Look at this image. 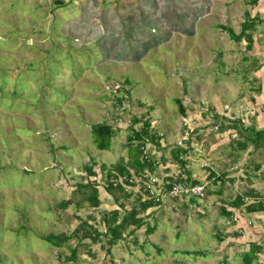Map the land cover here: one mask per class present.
I'll list each match as a JSON object with an SVG mask.
<instances>
[{
    "label": "rangeland",
    "instance_id": "1",
    "mask_svg": "<svg viewBox=\"0 0 264 264\" xmlns=\"http://www.w3.org/2000/svg\"><path fill=\"white\" fill-rule=\"evenodd\" d=\"M253 6L250 0H0V264H242L250 241L264 246V225L258 227L261 219L247 207L237 212V228L254 226L256 235L235 236L230 217L218 211L220 205L235 209V188L212 198L209 185L203 199L165 197L146 211L139 192L125 200L114 191L119 208L106 191V173L128 161L134 118L140 122L133 129L146 120L151 132L164 135V147L148 144L151 159L172 158L174 138L185 127L191 136L196 128L195 139L203 136L202 157L211 158V81L220 78L223 64L235 69L242 62L247 46L231 40L228 30L238 35ZM257 28L263 36L264 21ZM224 54L239 56L226 64ZM98 123L119 130L108 151L92 143L91 126ZM250 130L246 142L261 144L264 134L255 138L259 132ZM92 159L98 208L89 207L78 188L89 181L85 168ZM201 160L193 156L195 174L204 171ZM217 161L220 172L224 163ZM239 167L226 170L240 174ZM258 182L253 189L264 193ZM247 185L239 191L246 193ZM65 201L70 204L62 207ZM133 206L142 226L125 228L111 246L103 216L119 209V222ZM82 222L96 242L81 233V240L59 248L44 240L70 237ZM252 264H264V247Z\"/></svg>",
    "mask_w": 264,
    "mask_h": 264
},
{
    "label": "crops",
    "instance_id": "2",
    "mask_svg": "<svg viewBox=\"0 0 264 264\" xmlns=\"http://www.w3.org/2000/svg\"><path fill=\"white\" fill-rule=\"evenodd\" d=\"M252 12L253 13L250 14L251 20L254 19L256 21V18L259 17L260 22H257V25L254 26L256 29L253 27L251 30H248L240 40L242 42V46L243 44L247 46L245 47V50L244 47H242V62L240 61L241 63L236 66L235 69H232V65V67H229L223 64L224 72H221L220 78H212L211 81V84H213V88L211 86L210 94L211 105L214 106V109H212L211 111V139H213V141L211 142V158L202 157L204 153L201 152V144H198V141L203 142V136L201 135L200 137H197L195 139L193 136H195L196 128L194 132L191 133V136L190 133H185V131L187 130V128L185 127L183 131L184 133H182L183 135L178 134L174 138L177 142L179 141V136H181V138L185 141L183 142L182 148H178L180 152L182 150H186V153H184L185 157L182 158V161H184L185 163V170H182L179 166L180 164L175 162L173 158H170L169 153L168 155H161L163 157H160L159 159H152L155 161L154 165L156 168L154 175H156L160 179L165 180L168 178L171 179L174 177H180L186 178V180L191 183L192 181H196V183H204L205 179H212L213 181H211L210 185L211 190L210 186L208 188V192L209 190L211 191L212 198H219L223 193V188H235L236 194L234 197V201L236 197L239 196L241 197V201L243 203L241 207L234 209V211L236 212L241 213L244 211L243 207L246 208L250 205L261 203L263 211H254L247 213L248 215L254 213L256 215V218L261 219L259 225L257 224L258 227L261 228V223H263L264 225V193L255 191L253 188L260 185L258 181L264 183V139L261 141V144H254L252 142H246L244 138L245 135L251 133L250 129H253V131L256 132H264V35L262 36L261 34H259L257 28L261 21H264V0H258L257 3L253 6ZM245 20L246 19L243 20L241 26ZM240 33L241 29L239 34ZM224 56V62L226 64H231L228 61H237L239 55L224 54ZM252 63L256 64V66H254L255 68L251 66ZM226 66L228 68L227 71H225ZM239 67H241V69L240 71H237ZM242 84L245 88L242 87ZM223 107L225 112L222 111ZM231 107L235 109L231 110ZM214 112L219 113L217 114ZM231 114H235L236 117L232 118L230 116ZM244 121L248 122L249 126L246 125L247 123L245 124ZM242 122L244 124H242ZM215 126L218 127L217 130L214 129ZM203 129L205 130V128ZM242 129L244 132H241ZM202 131L203 130H200V132ZM153 132L155 133V136L160 137L159 143L162 140L164 141V135L162 132ZM233 132L238 135L239 141L235 142L231 139L233 138ZM193 139H195V141ZM242 143H244V146H242ZM150 145L146 144V149H148ZM160 147H164V145H160ZM194 147H196L201 153L196 154V152L198 151L193 153ZM175 148V145H173L172 150H174ZM222 148L225 153H222L220 151ZM194 155H198L200 159H203L201 160L202 163L199 165V168L202 171L204 170L202 173L195 174L191 168ZM227 159H230V162L225 165L227 163ZM198 160L199 159H197V161ZM217 160H222V162L224 163V169L220 172L216 170L217 167L219 168V166H217V164H219V161ZM203 164H206L205 168H201ZM214 165L217 167H214ZM227 166L229 167V170H237V168L240 166L239 168L242 169V173L235 174L233 173L234 170L233 172H229L228 170H226ZM186 171L189 172V174H187ZM211 172L214 175H211L210 177ZM226 172H228V174ZM245 182L248 183V189L244 187V190L246 189L248 191H246V193H242V191L240 192L239 190L242 189V185ZM134 187L136 189V186ZM135 192L136 191L134 190L130 191V194L135 195ZM232 203L230 204L232 205ZM220 207V209L217 208L218 211L222 213H229L228 211H226L224 206L220 205ZM224 224L225 221L223 222V226ZM253 228L254 226L252 227V229ZM248 229H250V231L248 230V232L247 230H245L244 234H258L251 232L252 229L250 227ZM261 237H264V234L261 235ZM262 239L264 240V238ZM250 242L258 243L255 240Z\"/></svg>",
    "mask_w": 264,
    "mask_h": 264
},
{
    "label": "trees",
    "instance_id": "3",
    "mask_svg": "<svg viewBox=\"0 0 264 264\" xmlns=\"http://www.w3.org/2000/svg\"><path fill=\"white\" fill-rule=\"evenodd\" d=\"M258 0H250L251 5H255ZM68 4V3H67ZM66 4L61 3L58 4L57 6H64ZM254 19L252 20H245L244 23L241 26V33L236 35L233 33L232 30H228V36L231 40H234L236 42H239L242 37L245 35V33L248 30H251L254 27ZM127 82V81H125ZM140 122L137 119L132 120V124L129 126L131 129L130 135L127 136L126 139V150H127V156H128V161L123 163V160H119V162L113 164L111 169L106 173L108 180L110 183L106 187V191L111 193V196L113 197V200L115 203L119 204V208H123V204L119 203V197H117L114 194V191L117 192H122V199L127 200L131 194L127 193L126 189L124 188L123 185H120L117 183V180L119 177H131L132 175H138L140 173L147 172L149 174H154L155 173V161L151 159V157L148 156L147 154V149H146V144H153L155 147L159 148V140L160 137L155 136L154 132H151L150 130V121H144L142 123V127L140 130H135L133 129V125L136 123ZM119 130L113 127L112 125L106 124V123H98L94 124L91 126L90 134H91V140L92 143L95 147V149L99 151H108L110 148V141L115 135L116 132ZM261 132L257 133V135H254L255 137H258ZM264 134V132H262ZM244 143H242V146ZM175 149L171 151V156L174 159L175 162L180 164V167L182 170H185V163L182 161L179 156L182 154L186 153V150H180L178 149L179 146L175 145ZM243 148V147H241ZM144 156H147V159H144ZM95 162L92 159V164L90 167H86L85 170L87 172V178L89 181H87L83 185H78L79 189H84L82 194H86L84 196V201L87 202L88 206L91 208H98L100 205V199L98 197V190H97V185L95 181ZM101 172H104L105 167L104 165H101ZM187 174L189 172L186 171ZM211 175L213 176L214 174L211 172ZM93 177V179L90 180V178ZM170 178L165 179L164 181H168ZM115 182V184H114ZM193 184H196V181H192ZM168 188V186H166ZM241 197L237 196L235 201H233L232 205L235 208H239L242 206V201ZM140 203V208L142 211H146L149 208H152L154 206H158L159 204H154L151 200L146 199L143 200ZM70 202L65 201L61 204L62 207H67L69 206ZM78 207H80L79 203L76 204ZM247 211L249 212H254V211H263V207L261 203H256L255 205H250L247 207ZM225 212V209H224ZM225 216H229V213H222ZM104 218V226L107 230V233H109L112 238L109 240V244L112 246L116 240H119V237L121 235V232L127 228V227H137L140 228L142 226V218L138 216V213L133 206L130 211L125 213L121 218L120 221L118 222L119 218V209L112 210L106 215L103 216ZM228 226V225H227ZM96 232V231H94ZM153 232V229H147L146 234H149ZM81 233V236L84 238H90L91 242L94 243L97 241L96 238L90 237L89 230L87 226L85 225V222H82L81 224L78 225V227L73 231L72 236L70 237H64V235H54V234H49L44 237V240L50 244L53 247H61L64 242H66L68 239H73L76 238L81 240V237H79V234ZM222 241L220 237H218V242ZM90 242V241H89ZM261 245H259L256 242H250L248 243V251L245 253H242L241 255V260L242 264H252L255 258L259 253L262 251ZM74 254V252H73ZM74 258V255H71L68 260H71Z\"/></svg>",
    "mask_w": 264,
    "mask_h": 264
},
{
    "label": "built area",
    "instance_id": "4",
    "mask_svg": "<svg viewBox=\"0 0 264 264\" xmlns=\"http://www.w3.org/2000/svg\"><path fill=\"white\" fill-rule=\"evenodd\" d=\"M247 114V113H246ZM215 130L218 129L217 126L214 127ZM177 146L182 148V142L177 141ZM185 157V154L179 156L182 158ZM144 159H147V156H144ZM206 164H203L201 168H205ZM184 180H177L175 177L171 178L168 181L158 178L154 174H149L147 172L140 173L138 175H132L131 177H119L117 183L123 185L128 193L130 191L139 192L143 197V200L149 199L155 205L160 204L162 199L168 197L171 200H184L186 198H199L203 199L207 196L209 185H211L212 179H205L204 183L193 184L188 182L186 178ZM115 184V182H114ZM136 186V189L135 187ZM168 186V188L166 187ZM230 215L227 224L230 228L233 229L235 235H243L244 231L242 227L237 228V223L239 221L238 213L233 209L227 210ZM248 225V224H247Z\"/></svg>",
    "mask_w": 264,
    "mask_h": 264
}]
</instances>
